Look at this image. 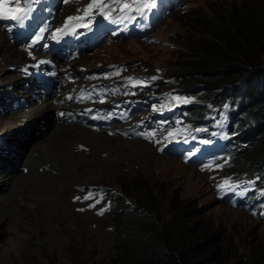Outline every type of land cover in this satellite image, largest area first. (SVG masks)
Wrapping results in <instances>:
<instances>
[{
	"label": "rangeland",
	"instance_id": "1",
	"mask_svg": "<svg viewBox=\"0 0 264 264\" xmlns=\"http://www.w3.org/2000/svg\"><path fill=\"white\" fill-rule=\"evenodd\" d=\"M214 1L217 0H185L180 9L150 33L149 39L131 38L111 42L92 54L83 53L77 64L84 65L83 59L86 57L89 59L87 66L128 61L135 63L131 69L132 73L145 72L150 66L163 73L164 69L166 71L176 60L184 59V55L197 45L202 33L203 26L185 16L195 8L210 13L213 10L211 3ZM219 1L228 4L247 2L256 6L264 4V0ZM1 27L0 24L2 30ZM152 37L154 40H150ZM9 39L11 40L10 36ZM115 43L121 46L113 48ZM4 64L6 62L0 57V81L16 76L19 83L20 76L9 68L19 64L9 63L7 67ZM189 78L191 77H174L173 81L178 82L177 84L181 81L183 86L188 87L189 83L185 80ZM6 85L0 83V87ZM167 88L169 87L165 89ZM37 102L39 100L31 101L27 107L13 112H24L33 108ZM229 110V105L221 109L224 113ZM51 111L54 114V109ZM0 122V137L13 141L12 144L17 145L16 148L22 146L17 150L10 145L3 149L18 154L15 155L17 157H6L8 163L5 159L1 160L0 195L5 196L10 188L3 185L2 175L14 170H23L20 157L27 152L26 146H30L34 139L26 135V139L23 136L22 140H19L22 125L4 128L8 126L5 116L0 117ZM36 130L38 129H34L35 136H38ZM44 130L45 136H49L50 129ZM119 138L133 141L137 145L128 148V143H122L126 147L120 148L121 144L120 149L118 148L121 152L118 155H121L123 160L116 166L113 162L112 165L110 162H104L101 168L89 164L94 167L91 169L93 171L84 172L79 178L69 182L61 202L55 199L49 205L40 207L34 204L36 201L22 197L23 201L28 199V202L22 205L20 218L16 212L3 208L0 204V264H70L71 249L79 254L82 261L93 264L106 261L116 249L117 234L112 227L120 221L111 213L99 216L93 210L86 209L85 205L76 199L82 194L78 190L79 185L95 184L113 186L119 192L117 205L122 201L124 206H127L126 210L140 207L142 216L157 219L156 222L160 224L180 212V221L195 230V241L199 244L203 243L202 241L207 242L204 251H215L216 258L225 259L226 263L253 264L251 258L255 256L264 259V221L243 209L219 203L209 181L210 174L198 171L177 158L159 154L146 140L121 136ZM99 153V156L107 158L113 152ZM130 153L136 155V158L129 161ZM4 156L6 155L0 153V157ZM12 158H16L18 163L13 162ZM8 165L12 169L8 168ZM25 169L26 172L27 168ZM222 176H231L227 167L223 172H212L214 178ZM152 201L158 210L157 215L151 214L148 209ZM53 206L56 209H53Z\"/></svg>",
	"mask_w": 264,
	"mask_h": 264
},
{
	"label": "trees",
	"instance_id": "2",
	"mask_svg": "<svg viewBox=\"0 0 264 264\" xmlns=\"http://www.w3.org/2000/svg\"><path fill=\"white\" fill-rule=\"evenodd\" d=\"M211 7L210 13L195 8L185 16L203 26L202 33L184 59L164 71L175 78L191 77L185 81L199 88L202 99L222 103L234 98L245 144L234 151L231 171L264 179V4L217 0ZM177 85L184 87L181 81ZM150 203V213L156 214L155 202ZM126 208L120 201L111 213L120 221L112 227L116 249L97 264H229L216 258L215 251H204L207 242L195 241V230L180 221V212L160 224L142 216L140 207ZM70 253V264H93L82 261L74 249ZM251 263L264 264V259L255 256Z\"/></svg>",
	"mask_w": 264,
	"mask_h": 264
},
{
	"label": "bare ground",
	"instance_id": "3",
	"mask_svg": "<svg viewBox=\"0 0 264 264\" xmlns=\"http://www.w3.org/2000/svg\"><path fill=\"white\" fill-rule=\"evenodd\" d=\"M113 45V48L121 46L116 43ZM24 55L25 50L12 44L6 32L0 29V57L6 62L5 67L9 63L19 64L18 67H20L24 61L28 60ZM83 63L86 65L89 59L86 57ZM6 75L10 76L8 71ZM11 82L17 83L16 76L0 81L6 84ZM39 102L24 112L15 113L3 110L4 113H0V117L5 116L8 119V126L4 128L9 129L22 125L19 140H22L24 135L34 139L30 146H26L27 152L20 157L23 170L17 172L14 170L2 175L4 176L3 185H7L10 189L5 196L0 195V204L3 208L16 212L19 218L22 205L28 202V199L23 201V198L36 201L34 204L40 207L49 205L55 199L61 202L64 189L69 182L79 178L84 172L93 171L91 169L94 167L89 164H95L101 168L104 162H110L111 165L113 162L116 166L123 160L121 155H118L121 152L119 149L126 147L125 143H128V148L137 145L133 141L122 140L119 136L109 135L102 130L93 131L90 128L69 123L67 119L59 120L51 111L61 107L55 103V98L49 97ZM44 126L47 130L50 129V134L47 133L49 136H45V130L42 129ZM34 129H41V133L35 136ZM19 148L22 146L19 145ZM100 151L113 153L103 158L98 155ZM135 158L136 155L129 154V161ZM25 168H27L26 172ZM53 209L56 207L53 206Z\"/></svg>",
	"mask_w": 264,
	"mask_h": 264
},
{
	"label": "snow or ice",
	"instance_id": "4",
	"mask_svg": "<svg viewBox=\"0 0 264 264\" xmlns=\"http://www.w3.org/2000/svg\"><path fill=\"white\" fill-rule=\"evenodd\" d=\"M17 7L14 9H8L7 7V0H3V2H0V19H13V20H22L24 16L27 15L29 9L20 6L21 0H15ZM24 4H29L30 0H23ZM65 2H68V0H65ZM133 4H137L136 11L140 12L141 15H143L142 8H152L155 7V0H152V3H145L141 5L139 3V0H131V3L129 0H89V3L86 5V7L83 10L78 9L77 11L83 12V15H76V16H69L67 17L65 24L63 28L56 29L57 33L67 34L65 32V29L68 30V32H71L73 28L77 25L73 24L72 22H81L84 21L86 18H89L90 23V17L93 15L95 11H99L102 15H104L106 18L109 19H117V20H125L128 19L129 16L127 13L131 12L133 10ZM113 5H118L119 10L122 13H125V15L117 16L113 18L111 16V11H105V9L112 10ZM84 27H88V24L82 25ZM43 31V29L41 30ZM59 37L56 35H53V39H58ZM31 55V53H29ZM152 79H156V77H152ZM90 98V97H89ZM173 99L177 102H184L187 103L188 101L186 99L182 100L181 97L176 96L173 97ZM143 135V133H140ZM173 133H169V135H172ZM220 165H218L219 167ZM228 181H225V184H227ZM220 187H223V185H220ZM91 195L84 197V199H90ZM76 199H80L77 197ZM99 203V201H97ZM90 207H94V205H90ZM103 214V212H101Z\"/></svg>",
	"mask_w": 264,
	"mask_h": 264
},
{
	"label": "clouds",
	"instance_id": "5",
	"mask_svg": "<svg viewBox=\"0 0 264 264\" xmlns=\"http://www.w3.org/2000/svg\"><path fill=\"white\" fill-rule=\"evenodd\" d=\"M185 87H187V86H185ZM189 87V86H188ZM246 125V124H245ZM240 130L242 129V133H243V126H241L240 125ZM241 133V134H242ZM240 138H241V135H240ZM242 140V139H241ZM160 154V153H159ZM164 155V154H163ZM172 158H174V157H172ZM177 159H179V158H177ZM180 160V159H179ZM181 161V160H180ZM185 164V163H184ZM233 164H234V162L227 168V171H228V173L229 174H231L232 173V171H231V167L233 166ZM193 167V166H192ZM197 169V168H196ZM198 170V169H197ZM198 171H200V170H198ZM202 172V171H201ZM204 173H208V172H205V171H203ZM237 173H239L240 174V172H237ZM263 181H264V179H261V182L263 183ZM100 185H103V186H107V187H110L111 189H114L115 190V188L113 187V186H109V185H105V184H95V185H79L78 186V190L80 191V187H84V189L86 188H88L89 186H100ZM212 186V185H211ZM212 189H213V192H214V187L212 186ZM116 191V190H115ZM117 192V191H116ZM214 195H215V197H216V199L219 201V203H222V204H224V205H226V206H228V207H232V208H235V209H240L239 207H236V206H233L231 203H227V202H225V201H222L221 199H219V197L215 194V192H214ZM119 192H117V195H116V197H114V198H112V208H111V210L110 211H108V212H105L104 214H102V215H99V214H97L93 209H90V208H88V207H86V203H83L84 205H85V207H86V209H88V210H93L94 212H95V214H97V215H99V216H105V215H107V214H110V213H112L116 208H117V204H116V201L117 200H119ZM106 203V201L104 200V202L101 204V206L102 205H104ZM246 212H248V213H250V211H246ZM252 214V213H251ZM255 217H257L258 219H261V220H263L264 221V219L263 218H261L258 214L257 215H254Z\"/></svg>",
	"mask_w": 264,
	"mask_h": 264
}]
</instances>
